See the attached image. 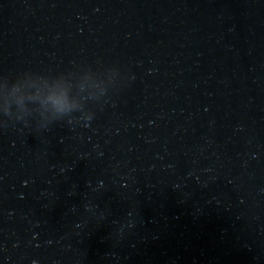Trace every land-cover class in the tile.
I'll list each match as a JSON object with an SVG mask.
<instances>
[{"label":"water","instance_id":"obj_1","mask_svg":"<svg viewBox=\"0 0 264 264\" xmlns=\"http://www.w3.org/2000/svg\"><path fill=\"white\" fill-rule=\"evenodd\" d=\"M0 264H264V0H0Z\"/></svg>","mask_w":264,"mask_h":264}]
</instances>
